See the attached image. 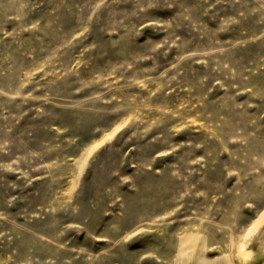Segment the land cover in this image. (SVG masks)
Listing matches in <instances>:
<instances>
[{
  "label": "rangeland",
  "instance_id": "obj_1",
  "mask_svg": "<svg viewBox=\"0 0 264 264\" xmlns=\"http://www.w3.org/2000/svg\"><path fill=\"white\" fill-rule=\"evenodd\" d=\"M0 264H264V0H0Z\"/></svg>",
  "mask_w": 264,
  "mask_h": 264
}]
</instances>
